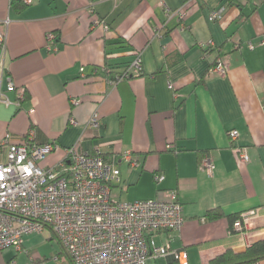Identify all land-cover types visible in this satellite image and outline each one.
I'll use <instances>...</instances> for the list:
<instances>
[{
    "label": "crops",
    "instance_id": "0c3cea01",
    "mask_svg": "<svg viewBox=\"0 0 264 264\" xmlns=\"http://www.w3.org/2000/svg\"><path fill=\"white\" fill-rule=\"evenodd\" d=\"M220 6L222 17L209 20ZM176 10L181 14H170ZM5 21L1 86L9 77L16 90L7 93L12 104H0V141L9 133L19 142L30 130L36 143L53 141L59 147L45 166L71 145L114 156L118 201L163 199L176 190L184 223L155 241L184 250L188 264L264 239V0H0ZM49 33L56 34L53 52ZM136 54L141 74L110 81ZM218 60L228 65L224 75L210 72ZM95 112L100 125L90 128ZM230 130L238 132L233 142ZM234 147L246 152L245 163ZM126 152L136 166L121 159ZM205 155L211 173L200 167ZM159 173L164 180L156 184ZM212 209L222 216L209 217ZM242 213L250 227L230 233V217ZM23 239L25 252L56 240L71 263L50 229ZM0 264L18 262L0 256Z\"/></svg>",
    "mask_w": 264,
    "mask_h": 264
},
{
    "label": "built area",
    "instance_id": "2783aa9c",
    "mask_svg": "<svg viewBox=\"0 0 264 264\" xmlns=\"http://www.w3.org/2000/svg\"><path fill=\"white\" fill-rule=\"evenodd\" d=\"M29 5L33 0H21ZM169 12L168 9H166ZM224 6L209 13V20L222 17ZM170 14L180 15L181 10ZM5 24L0 23V49H4ZM56 34L47 35V49L56 51ZM252 47V44L249 43ZM142 70L139 55L130 62L126 74ZM228 65L218 60L210 72L224 75ZM123 76V77H124ZM116 76L113 83L123 79ZM5 89L0 79V104L10 105L7 93L15 91L7 78ZM172 89V85L168 84ZM20 94L23 89H19ZM73 104L78 101L73 99ZM70 123L76 124L74 119ZM100 125L98 113L87 122L90 128ZM238 132L230 130V141ZM30 130L19 142L11 141L6 133L0 141V252L5 248L21 249L23 237L50 229L61 242L71 264H147L151 259L170 256L179 264H188L184 250H174L169 242L158 245L155 235L164 231H179L184 223L182 204L176 190H167L163 199L118 201L112 196V184L120 179L116 158H105L99 151L90 152L71 145L64 149V157L52 166L43 162L58 149L51 142L36 143ZM169 148V146H168ZM236 159L245 163L248 156L243 149L234 147ZM121 159L129 166L138 164L129 152ZM200 167L211 173L215 167L205 155ZM164 174L154 176L156 184ZM248 213H242L232 224L235 231L250 227ZM231 233V229L229 230Z\"/></svg>",
    "mask_w": 264,
    "mask_h": 264
},
{
    "label": "trees",
    "instance_id": "16d2710c",
    "mask_svg": "<svg viewBox=\"0 0 264 264\" xmlns=\"http://www.w3.org/2000/svg\"><path fill=\"white\" fill-rule=\"evenodd\" d=\"M136 55H139V54H136ZM135 56L133 57V59L135 58ZM131 61L125 62L126 65L124 69L121 72L114 73L115 75L112 74L113 76H111L110 79H115L116 76L123 77L126 74L127 67ZM107 70L110 71L109 69ZM140 74L141 72L137 75H140ZM133 75H136V74H129L128 76H124L123 79L129 78ZM207 215H210L209 217L211 218H217V217L222 216V211L219 209H212L207 212ZM239 216L240 215L237 214V215H233L230 217L231 226L233 222ZM231 230L232 232H236V231H233V228ZM262 260H264V239H258L252 242L251 244H249L243 250L234 251L231 249H227L221 254L209 260V262H207L206 264H257L259 261H262ZM167 264H179V263L175 260H172L171 262Z\"/></svg>",
    "mask_w": 264,
    "mask_h": 264
},
{
    "label": "rangeland",
    "instance_id": "374dc122",
    "mask_svg": "<svg viewBox=\"0 0 264 264\" xmlns=\"http://www.w3.org/2000/svg\"><path fill=\"white\" fill-rule=\"evenodd\" d=\"M61 250V246L58 245L56 240H53L52 242H48L46 245H41L38 249L29 250L27 252L24 251L22 246L20 250L16 249L15 247L5 248L0 253V256H2V259L5 262H8L10 259H13L15 257L18 264H25V262H23L22 260L25 259L24 261H26L28 257L34 258V261L37 264H71L68 261L65 253ZM12 262H14V260H12ZM147 264H167V262L165 256L162 255L160 257L151 259Z\"/></svg>",
    "mask_w": 264,
    "mask_h": 264
},
{
    "label": "water",
    "instance_id": "95a60500",
    "mask_svg": "<svg viewBox=\"0 0 264 264\" xmlns=\"http://www.w3.org/2000/svg\"><path fill=\"white\" fill-rule=\"evenodd\" d=\"M173 260V259H172ZM167 263H169V260H168V262Z\"/></svg>",
    "mask_w": 264,
    "mask_h": 264
}]
</instances>
